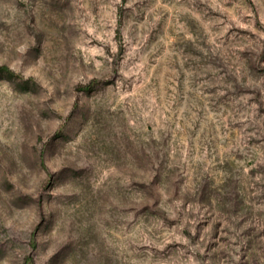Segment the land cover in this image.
<instances>
[{"label":"rangeland","instance_id":"obj_1","mask_svg":"<svg viewBox=\"0 0 264 264\" xmlns=\"http://www.w3.org/2000/svg\"><path fill=\"white\" fill-rule=\"evenodd\" d=\"M0 264H264V0H0Z\"/></svg>","mask_w":264,"mask_h":264},{"label":"trees","instance_id":"obj_2","mask_svg":"<svg viewBox=\"0 0 264 264\" xmlns=\"http://www.w3.org/2000/svg\"><path fill=\"white\" fill-rule=\"evenodd\" d=\"M2 69H3L4 71H7V72L9 71L7 68H2Z\"/></svg>","mask_w":264,"mask_h":264}]
</instances>
